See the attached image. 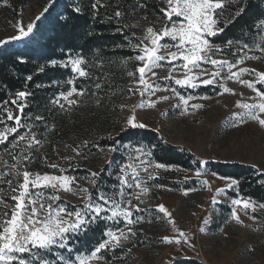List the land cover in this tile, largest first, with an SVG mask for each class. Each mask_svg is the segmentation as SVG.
<instances>
[{
    "label": "snow or ice",
    "instance_id": "1",
    "mask_svg": "<svg viewBox=\"0 0 264 264\" xmlns=\"http://www.w3.org/2000/svg\"><path fill=\"white\" fill-rule=\"evenodd\" d=\"M55 2L48 0L43 11L27 24L18 19L17 34L0 39V46L30 37L36 21ZM2 3L12 7L9 0ZM89 7L93 25H112L110 34H119L120 41L93 46L87 52L69 47L63 58L37 65L33 74L24 77L22 89L2 86L6 98L0 100V264H120L132 251L126 246L137 237V226L162 219L174 234L161 237L160 243L178 249L184 245L195 247L194 235L178 228L169 208L149 200L153 189L173 190L158 182L165 179L164 173L173 171L184 173L183 181L174 183L191 185L195 180L200 186L182 188L185 196L200 188L214 193L200 232L215 222L217 206L221 204L229 209L224 224L249 226L242 216L264 224V217L256 215L264 210V200L243 195L240 179L212 172V176L223 181L222 186L213 188L208 179L202 178L209 172L208 159H194V168H184L158 160L156 144L117 139L120 133L149 128L138 118V110L155 109L159 102L175 98L173 107L180 109V115L194 114L206 107L196 101L212 99L198 89L211 88L221 96L236 95L234 88L228 86L229 81L238 82L255 94L236 102L239 111L229 118L231 126L251 121L264 128V69L245 66L247 62H264V11L242 28L238 37L219 40L250 11L248 0H154V20L149 19L148 0H132L123 7L121 0H91ZM71 14L83 15L81 3H75ZM141 21L147 23L142 26ZM133 29H140L141 34ZM86 35L103 33L93 28ZM123 51L132 55L117 56ZM20 62L26 63L22 58ZM166 66L168 75L159 77L155 69ZM49 68L63 69L69 75L29 87L34 74L45 73ZM106 68H117L131 78L129 86L113 87V74ZM160 80L169 83L164 85ZM53 87L57 91L43 101L33 99L36 90ZM159 92L170 95L157 96ZM121 93L138 94L142 99L137 104L114 106L122 113L127 110L129 115L123 119L120 133L108 134L110 143L102 146L90 139L75 146L59 139L53 142L51 137L60 135L57 115L71 114L87 97L94 98L99 107ZM33 107L36 111H25ZM60 143L65 149L71 148L73 155L61 156ZM47 145L52 146L54 159L46 151ZM92 149L105 154L106 167L99 171L88 168L84 175H78L81 162L94 155ZM117 153L120 159L114 158ZM37 161L40 170H33ZM252 167L264 177V170ZM104 172L114 175L115 182L106 183ZM257 183L264 187V178ZM62 192L71 193L80 202L64 200ZM254 230H259V225ZM219 231L223 233L224 228ZM85 242L87 246L82 247Z\"/></svg>",
    "mask_w": 264,
    "mask_h": 264
},
{
    "label": "rangeland",
    "instance_id": "2",
    "mask_svg": "<svg viewBox=\"0 0 264 264\" xmlns=\"http://www.w3.org/2000/svg\"><path fill=\"white\" fill-rule=\"evenodd\" d=\"M47 4L48 0H29L22 8L19 17L14 19H6L7 16L0 13V39L16 35L18 19H22L25 24L35 20V17L43 11ZM149 19L154 20L155 17ZM146 23V21H142L141 25L144 26ZM137 34H141L140 29H137ZM30 37L8 44H22ZM245 66L261 70L264 69V62H247ZM155 71L158 72L159 77H165L168 75L169 69L166 66L163 69H155ZM130 79L125 76L121 85L126 88L130 84ZM159 82L164 85L169 83L166 80ZM228 86L234 88L236 95L226 93L221 96L211 88L201 87L198 89L200 94L209 95L212 99L196 101L205 103L206 107L194 114L180 115V109L173 107L177 102L173 98L169 101L159 102L155 109L138 110V118L149 125V128L158 130L159 137L165 142L190 151L198 160L242 162L256 165L264 170V128L251 121L239 127H233L229 123L232 113L239 111L236 102L238 100L243 101L255 94L238 82L229 81ZM181 91L186 92L188 90L181 89ZM159 95H170V93L159 92L157 96ZM152 98L156 99L155 96ZM141 99L138 94L127 96L126 93H121L119 94L118 105L137 104ZM82 105L81 109L88 120L100 112L101 106H96L92 97L85 98ZM128 115L127 110L122 113L117 107L112 120L113 125L116 126L115 133L120 131L123 119ZM131 142L142 141L133 140ZM69 144L75 146L76 143ZM58 151L61 156L73 155L71 148L65 149L64 145L60 146ZM93 153L94 155H90L89 161L81 162V168L77 170L78 175H84V170L88 168L99 171L102 167H106L105 154ZM113 156L116 159L121 158L119 153L113 154ZM53 158L55 157L53 156ZM206 167L209 169L208 175L202 178L208 179L213 188L222 186L223 181L212 176L209 166ZM33 170L40 169L33 168ZM163 175L165 179L161 181H166L168 183L166 184L167 188L173 190L153 189L149 200L153 204L163 203L169 208L178 228L194 235L192 243L195 247L188 248L184 245L178 249L175 245L160 243L161 237L174 234L171 226L164 219L153 220L151 223L146 221L137 226V237L133 238L132 244L126 246L131 247L132 251L120 264H170L181 256H194L206 264H264V224L259 221L254 223L243 216L242 219L245 220V224L249 225L247 227L234 222L224 224L223 221L229 209L226 205L221 204L217 206L218 211L214 216L215 222L207 226L205 232H200V227H203L202 220L208 215L214 193L200 188V190L190 192L185 196L182 188L193 185L197 188L200 187L195 183V180L191 182V185L174 183V181L182 182L184 173L173 171ZM189 175L192 173L190 172ZM102 178L106 183L115 182V176H109L107 172L102 173ZM81 183L84 182L81 181ZM61 196L73 204L80 202L71 193L62 192ZM157 198L158 200L155 202ZM256 215L264 217V210H259ZM258 225L259 230H254ZM189 226H192L193 229L190 230ZM221 227L224 228L223 233L219 231ZM137 245L140 246L137 247ZM86 246L85 242L82 247ZM117 252L119 253L120 250Z\"/></svg>",
    "mask_w": 264,
    "mask_h": 264
},
{
    "label": "trees",
    "instance_id": "3",
    "mask_svg": "<svg viewBox=\"0 0 264 264\" xmlns=\"http://www.w3.org/2000/svg\"><path fill=\"white\" fill-rule=\"evenodd\" d=\"M28 2L29 0H9L12 7H7L4 6L2 0H0V13L6 15V19L18 18L22 8ZM131 2L132 0H121V6L123 7L125 4ZM248 2L250 11L246 10L247 15L243 19H240L235 26L226 30V33L222 34L219 40L238 37L240 35V30L250 24L252 19L259 15L261 11H264V0H248ZM75 3H81L83 15L71 14V9L75 6ZM90 3L91 0H56L55 4L49 8V11L36 22V29L29 39L25 40L22 44H6L0 46V100L6 98L2 87L3 85H7V88L11 90L22 89L24 77L28 74H33L37 65L46 63L49 59L63 58L64 51L69 47L76 50L83 49L87 52L93 46L101 44L110 45L122 39L119 34L115 36L110 34L109 30L112 25L98 23L93 25L91 22ZM148 3L149 18H153L152 9L154 0H148ZM93 28L96 32L103 33V35L88 37L86 33L93 30ZM133 31L137 32V29H133ZM128 55H132V53L128 51L117 53L119 57ZM117 56H113L112 58L116 59ZM21 58L25 60L26 63H21ZM105 71L113 74V87L117 85L123 87L121 81H123L125 76L122 75L119 69L106 68ZM68 75L69 74L63 69L49 68L45 73L34 74L33 81L29 83V87L39 82L50 83L54 79H63ZM56 91L57 89L54 87L36 90L33 99L35 101H43L45 97L52 95ZM118 99L119 95L113 97L110 102L102 103L100 105V112L95 114L90 120L85 118L83 110L81 109L83 105L76 108L69 115H57L55 121L60 135L53 136L51 139L53 142L58 139L63 140L68 144L79 143L80 140L83 139L95 140L102 146L106 143H110V141L106 139L108 134L111 133L115 135L120 133V131L115 133L116 126L112 123L113 113L117 110V107L114 106H118ZM25 111L34 112L36 108H26ZM117 139H121L124 143L140 140L148 145L156 144L158 147L154 150L155 155L161 162L178 164L184 168L195 167L192 163V161L196 159L193 153L172 143H165L154 129L130 130L128 133H120ZM62 145L64 144L60 143L58 149ZM181 149H183V151H181ZM46 151H48L49 156L53 158L51 145L46 146ZM92 152L97 151L96 149H92ZM208 166L212 172H216L219 175L232 176L240 179V191L243 195H250L254 198L264 200V187L257 183L258 180L264 177L256 174V169L252 167V164L210 161ZM32 167L40 169L39 161ZM159 183L168 184L166 181H160ZM157 200L158 198L155 202H157ZM96 236L98 237L99 233H97ZM138 246L140 245H137V247ZM170 264L206 263L194 256H181Z\"/></svg>",
    "mask_w": 264,
    "mask_h": 264
},
{
    "label": "built area",
    "instance_id": "4",
    "mask_svg": "<svg viewBox=\"0 0 264 264\" xmlns=\"http://www.w3.org/2000/svg\"><path fill=\"white\" fill-rule=\"evenodd\" d=\"M188 228H189L190 230H192V229H193V227H192V226H189Z\"/></svg>",
    "mask_w": 264,
    "mask_h": 264
}]
</instances>
